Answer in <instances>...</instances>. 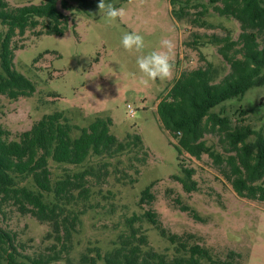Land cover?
<instances>
[{
	"label": "rangeland",
	"instance_id": "374dc122",
	"mask_svg": "<svg viewBox=\"0 0 264 264\" xmlns=\"http://www.w3.org/2000/svg\"><path fill=\"white\" fill-rule=\"evenodd\" d=\"M8 1L17 7L46 0ZM67 1L70 10L58 4L70 25L64 36L28 32L19 40L23 49L16 51L15 69L35 84L36 92L18 100L0 95L1 126L9 131V140L18 141L42 117L55 112L81 128L98 117L110 118L114 136L124 140L127 134L140 135L149 156L145 166L137 163L135 152L91 155L80 166L49 160L53 183L85 170L95 174L88 178L89 200L70 207L80 218L70 252L51 264H105L98 253L104 256L117 248L120 237L130 234L129 219L147 211L155 213L169 233L192 235L191 244L209 249L215 258L225 260L233 251L240 255L239 264H264V202L240 198L209 155L200 159L180 155L178 139L165 130L157 115L159 103L183 72L208 61L217 70L216 82L230 73L218 45L210 39L229 35L237 41L239 22L220 16L215 7H221V2L211 0H105L126 10L123 19L115 21L99 13V0ZM130 32L144 37V54L166 51L162 39L173 41L171 79L140 82L139 53H130L121 44L122 36ZM212 112L264 135V86L251 88L243 98L231 99ZM254 140L252 136L249 142ZM203 141L224 157L230 155L218 133L206 134ZM182 168L195 171L196 190L183 188L178 180L184 178ZM150 185L155 198L142 204V192ZM19 186L39 192L31 178L20 179ZM43 195L45 202H54L53 194ZM0 226L16 236L18 247L32 259L51 255L55 242L48 236L49 224L6 204L0 205ZM134 227L147 238L144 250L175 255L174 247L146 219L137 220Z\"/></svg>",
	"mask_w": 264,
	"mask_h": 264
},
{
	"label": "trees",
	"instance_id": "16d2710c",
	"mask_svg": "<svg viewBox=\"0 0 264 264\" xmlns=\"http://www.w3.org/2000/svg\"><path fill=\"white\" fill-rule=\"evenodd\" d=\"M59 2L70 10L67 0H46L39 5L17 7L8 0H0V95L18 100L32 97L36 92L35 84L15 69L16 51L23 49L18 42L28 32L37 36H64L70 25L68 17L58 8ZM211 2H221V7H215L219 15L234 18L240 24L237 41L229 35L210 39L218 45L230 73L216 82L217 70L208 61L205 66L183 72L159 103L157 115L165 130L178 139L176 149L180 155L187 153L196 159L209 155L240 198L264 202V135L249 125H233L228 117L212 112L231 99L243 98L251 88L264 86V0ZM111 127L112 119L98 117L88 127L81 128L63 113L55 112L42 117L14 141L9 140V131L0 124V205L12 204L23 215L31 214L39 222L49 224L52 232L48 236L55 242L49 257L32 259L18 247L16 236L0 226V264H27L26 261L51 264L70 252L80 224L79 215L70 207L89 200L88 178L95 174L93 170H85L53 183L49 160L80 166L91 155L116 157L135 152L137 163L146 165L149 155L141 136L127 134L124 140H119L111 133ZM209 133L220 135L230 155L224 157L206 146L203 139ZM252 136L255 140L249 142ZM133 166L136 174H140ZM182 170L184 178L178 180L183 188L187 192L196 190L192 179L195 171ZM28 178L39 192L19 186L20 179ZM151 190L152 185L142 192V204L153 202ZM44 193L53 194L54 202H45ZM143 219L174 247V256L144 250L147 238L140 228L134 227L137 220ZM128 227L130 234L120 237L117 248L104 256L98 253V259L105 264H239L240 255L233 251L225 260L215 258L209 249L191 244L192 235L169 233L151 211L129 219Z\"/></svg>",
	"mask_w": 264,
	"mask_h": 264
},
{
	"label": "clouds",
	"instance_id": "9594fccd",
	"mask_svg": "<svg viewBox=\"0 0 264 264\" xmlns=\"http://www.w3.org/2000/svg\"><path fill=\"white\" fill-rule=\"evenodd\" d=\"M97 8L99 13H103L110 21H115L118 18L123 19L126 15V10L123 7L117 8L111 3H106L105 0H99ZM160 43L166 51H152L144 54L145 41L142 35L130 32L122 36V47L130 53H139L136 63L142 74L140 82L144 85L157 79H171L173 76L174 64L171 53L175 45L173 41L167 38L162 39Z\"/></svg>",
	"mask_w": 264,
	"mask_h": 264
},
{
	"label": "built area",
	"instance_id": "2783aa9c",
	"mask_svg": "<svg viewBox=\"0 0 264 264\" xmlns=\"http://www.w3.org/2000/svg\"><path fill=\"white\" fill-rule=\"evenodd\" d=\"M128 110H129V113H131V114L134 113V111H133V109L131 108V106H128ZM132 116H134V115H132Z\"/></svg>",
	"mask_w": 264,
	"mask_h": 264
}]
</instances>
